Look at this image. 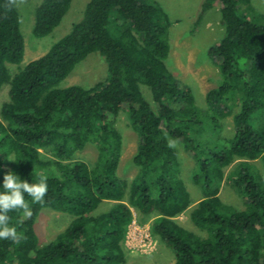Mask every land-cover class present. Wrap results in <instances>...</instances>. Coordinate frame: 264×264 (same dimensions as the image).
I'll list each match as a JSON object with an SVG mask.
<instances>
[{"label": "trees", "instance_id": "16d2710c", "mask_svg": "<svg viewBox=\"0 0 264 264\" xmlns=\"http://www.w3.org/2000/svg\"><path fill=\"white\" fill-rule=\"evenodd\" d=\"M72 1L40 0L33 37L51 34ZM215 6L223 34L206 56L221 82L201 109L167 65L173 24L157 0H88L68 33L14 74L8 65L24 55L20 16L15 0H0V90L9 85L0 109V182L11 170L29 182L46 175L49 186L43 204L28 200L31 217L9 213L23 239L0 240V264H124L132 210L154 217L151 233L171 249L173 264H264V179L255 165L264 168V14L251 0H203L192 33ZM92 53L104 61L105 79L60 88ZM122 114L138 136L130 181L118 176ZM228 117L232 135L224 138ZM89 144L92 165L76 158ZM177 145L193 161L191 181L201 192L189 214L196 231L176 220L193 204ZM224 182L242 209L221 201ZM105 202L111 206L100 211ZM45 209L72 218L41 245L34 224Z\"/></svg>", "mask_w": 264, "mask_h": 264}, {"label": "rangeland", "instance_id": "374dc122", "mask_svg": "<svg viewBox=\"0 0 264 264\" xmlns=\"http://www.w3.org/2000/svg\"><path fill=\"white\" fill-rule=\"evenodd\" d=\"M168 14L172 21L169 30L171 49L167 61L168 67L175 73L176 77L189 84L193 90L196 105L203 109L206 107L205 94L208 90L217 87L221 82L218 69L206 56V50L215 44L223 34V26L219 15V7L215 6L204 15L198 29L192 33L191 27L200 10L203 0H157ZM20 16V31L24 40V55L20 64H9L10 72L14 74L24 68L29 62L42 56L48 48L62 38L70 30L71 25L81 18L82 11L88 0H73L67 14L61 23L44 38H34L32 27L34 20V9L40 0H15ZM254 9L264 14V0H251ZM106 77V65L96 53L90 54L85 60L80 62L73 72L60 83V88L71 85L89 87L96 82L104 80ZM9 85L5 84L0 90V109L4 102L8 101ZM143 95L147 98V88L141 86ZM116 124L117 129L123 137L122 155L118 167V176L130 181L136 174L137 168L131 160L136 152L137 133L128 127L124 114H122ZM118 125V126H117ZM222 137L228 138L232 135V120L228 117L222 120ZM178 158L182 169V178L186 189L190 194L193 204L191 207L176 218L177 222L186 229L196 231L189 214L196 203L201 199V192L191 181V170L194 163L184 153L181 146L177 145ZM96 149L89 144L85 149L76 154V158L92 165L96 160ZM255 165L261 172L264 179V168L260 160L255 161ZM231 167L225 170V175ZM220 199L223 203L234 208L242 209V200L229 187L223 183L220 190ZM111 203L105 202L100 206V211H105ZM136 220L141 224L151 225L153 216H143L132 210ZM72 217L67 214L58 213L52 210H43L38 216L34 230L38 235L39 242L44 245L61 231H63ZM154 249L148 253H141L138 250L132 251L124 246L126 261L124 264H173L174 254L169 247L162 244L152 235Z\"/></svg>", "mask_w": 264, "mask_h": 264}, {"label": "clouds", "instance_id": "9594fccd", "mask_svg": "<svg viewBox=\"0 0 264 264\" xmlns=\"http://www.w3.org/2000/svg\"><path fill=\"white\" fill-rule=\"evenodd\" d=\"M7 161L17 162L14 155H9ZM48 191L46 175H40L35 182H29L11 170L3 174L0 182V240L19 243L23 239L17 228L11 226L9 213L22 211L26 217H31L28 200L43 204Z\"/></svg>", "mask_w": 264, "mask_h": 264}, {"label": "built area", "instance_id": "2783aa9c", "mask_svg": "<svg viewBox=\"0 0 264 264\" xmlns=\"http://www.w3.org/2000/svg\"><path fill=\"white\" fill-rule=\"evenodd\" d=\"M124 246L132 251L138 250L141 253H148L154 249L150 226L138 222L133 211L132 220L127 226Z\"/></svg>", "mask_w": 264, "mask_h": 264}]
</instances>
